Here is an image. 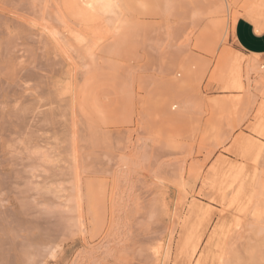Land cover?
<instances>
[{
    "label": "rangeland",
    "instance_id": "obj_1",
    "mask_svg": "<svg viewBox=\"0 0 264 264\" xmlns=\"http://www.w3.org/2000/svg\"><path fill=\"white\" fill-rule=\"evenodd\" d=\"M80 1L0 0V264H264V0Z\"/></svg>",
    "mask_w": 264,
    "mask_h": 264
},
{
    "label": "bare ground",
    "instance_id": "obj_2",
    "mask_svg": "<svg viewBox=\"0 0 264 264\" xmlns=\"http://www.w3.org/2000/svg\"><path fill=\"white\" fill-rule=\"evenodd\" d=\"M80 2H81L80 4L82 5V7L87 9L90 12L91 11H107V10L113 9L112 3L110 2V0H81ZM253 3H255V2H253ZM250 6H252V5H250ZM232 76H236L235 72ZM259 119H261V115L259 116ZM220 173H221L220 169L215 170L214 177L219 176ZM229 179L230 178L227 177L226 179H224L223 181H220V183H219L214 178V180L212 182V188L214 190L221 192L222 198H227L228 195L230 194V196H231L230 200L232 202H236V201L241 200L246 195V191H247L246 189H248L249 183H247V182L245 183L243 180L237 181V179H239V178H237V179L231 178L232 180H230V182L228 181ZM235 182H237L236 185H235ZM255 185H256V191H253L251 198H253L254 200L260 201V204L261 203L264 204V199L262 200V198H264V181L257 182V184H255ZM253 214L257 219H260L262 216H264V206L261 208L257 207L254 210ZM258 223H260V225L264 224L263 222H260V220H258ZM260 225H259V231L257 230L258 232H256L258 235L264 233V231H262V229H264V227L262 228V226H264V225H262V226H260ZM261 231L263 233H260ZM260 236H261L260 238L262 241V237L264 235L263 236L260 235ZM261 245H262L261 248H264V246H263L264 242L263 243L261 242ZM194 250L195 249H193L192 252H194Z\"/></svg>",
    "mask_w": 264,
    "mask_h": 264
},
{
    "label": "crops",
    "instance_id": "obj_3",
    "mask_svg": "<svg viewBox=\"0 0 264 264\" xmlns=\"http://www.w3.org/2000/svg\"><path fill=\"white\" fill-rule=\"evenodd\" d=\"M233 31L237 45L249 56L264 55V33L256 34L250 21L235 20Z\"/></svg>",
    "mask_w": 264,
    "mask_h": 264
}]
</instances>
